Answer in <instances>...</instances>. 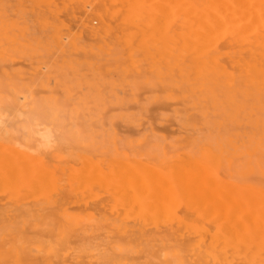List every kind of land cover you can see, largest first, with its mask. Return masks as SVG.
I'll return each mask as SVG.
<instances>
[{
    "label": "rangeland",
    "instance_id": "374dc122",
    "mask_svg": "<svg viewBox=\"0 0 264 264\" xmlns=\"http://www.w3.org/2000/svg\"><path fill=\"white\" fill-rule=\"evenodd\" d=\"M47 1L57 5L53 12L31 0H0V157L7 160L0 264H264V156H257L264 153V91L205 87L178 70L159 74L158 61L131 66L128 51L113 44L139 33L131 20L111 15L124 13L128 0ZM184 1L199 8L208 0L173 6ZM151 2L144 1L145 39L176 22H200L185 6L168 11L171 0L163 6L171 17L159 10L164 1L161 13ZM230 34L217 33L224 47ZM34 161L46 172L39 178ZM207 181L210 191L202 190ZM11 247L27 255L18 258Z\"/></svg>",
    "mask_w": 264,
    "mask_h": 264
},
{
    "label": "bare ground",
    "instance_id": "6f19581e",
    "mask_svg": "<svg viewBox=\"0 0 264 264\" xmlns=\"http://www.w3.org/2000/svg\"><path fill=\"white\" fill-rule=\"evenodd\" d=\"M33 5L37 8H40L41 12H53L54 9L57 7V5H54V2L51 4H49L50 2L47 0H31ZM62 2H64L65 0H61ZM112 1V0H111ZM116 1V0H113ZM121 1V0H120ZM126 1V0H125ZM144 1L147 0H128L126 3V8H124L125 12L124 13H117L115 14V12H113V14L111 15H115L116 17H118V19L120 20H131L134 24H132L134 26V28L136 29L135 34H138L137 39H130V38H126L124 40H116L114 41L115 43L113 44L114 47L116 49H118V51H124L127 50L128 51V62L131 64V66L135 67L137 64H139V62L141 61H147V62H153V65H157L155 61H158V64L160 66H156L154 70V72L162 74V72H167V71H172V70H178L181 73H184L187 77V79L190 81V79L192 80V77L195 78L196 82H199L202 84V86L205 87H210V86H214V85H225L227 88L230 87H238V88H242V87H250L252 86L255 90H259V91H264V0H208L207 2L201 3L199 4V8H197V6L184 1V5L181 4V6L179 5V3L176 2L178 7V10L180 11L181 7L185 8L186 11H188L187 13H193L197 12L198 15L200 17V22L192 25L191 24H186L183 22V25L178 22L174 23L173 25L167 27L164 26L165 29L164 31L160 32V34L157 37H151L148 39L143 38L144 33H146L145 31L142 30V15L144 12ZM149 1V0H148ZM153 1V0H150ZM157 1L156 3H152V5L156 4V10L158 6H161V2L164 5L161 6V8L159 9L160 11L163 10V12L167 11V7H165L166 9L164 10V7L166 2H168V0H155ZM174 1L176 0H171V4H172V8H171V4L168 2L166 4V6L170 5L168 7V11H170V9L172 11L170 12H176V8L177 6H173L175 3ZM107 2V1H106ZM124 1H122L123 3ZM119 2L117 1V4ZM121 3V2H120ZM121 3V6L124 7V5ZM128 3V4H127ZM160 3V4H159ZM108 4V3H107ZM159 4V5H158ZM110 4H108L109 6ZM112 5V3H111ZM119 5V4H118ZM87 6V5H86ZM107 6V7H108ZM155 7V6H154ZM110 7H108L109 9ZM120 8V7H119ZM122 8V7H121ZM120 8V9H121ZM159 8V7H158ZM163 8V9H162ZM180 8V9H179ZM155 10V12H156ZM157 11L159 13H161L160 11ZM184 10V9H183ZM167 11V12H168ZM120 12V11H119ZM122 12V11H121ZM156 12V13H157ZM170 12H168L167 14H169V17H171L172 15L170 14ZM178 12V11H177ZM182 12V9H181ZM185 12V10H184ZM93 15H97V10H93ZM158 13V14H159ZM166 13V12H165ZM164 13V18L166 19L168 16L167 14ZM179 13V12H178ZM103 14V13H102ZM173 13V17H174ZM183 15L186 13H182ZM171 15V16H170ZM188 15V14H187ZM157 16V15H156ZM160 16V14H159ZM159 16L158 19L155 18V20H159ZM189 16H192L191 14H189ZM189 16H187L189 18ZM155 17V15L153 16ZM172 17V18H173ZM198 17V18H199ZM170 18V19H172ZM107 19V18H106ZM115 19V18H114ZM154 19V18H153ZM162 19V17H161ZM165 19L163 21H165ZM190 19V18H189ZM194 19V20H193ZM192 20L195 21L196 18L194 17ZM155 20L153 22H155ZM167 20V19H166ZM65 21V20H64ZM67 21V20H66ZM119 21V20H117ZM160 21V20H159ZM158 21V23H159ZM169 21V20H168ZM191 21V20H190ZM196 22V21H195ZM113 23V22H112ZM157 23V22H156ZM155 23V24H156ZM161 24H163L162 22H160ZM159 23V24H160ZM178 23V24H177ZM127 24V23H126ZM154 24V23H153ZM160 24V25H161ZM113 25V24H112ZM167 25V24H166ZM155 26V25H154ZM150 27V26H149ZM167 27V28H166ZM146 30V27H144ZM224 28L226 30L230 31V35H231V39L227 40L226 37V41H224V43L226 42V44L228 45L227 47H224L222 45L221 42V38L217 37V33L218 31ZM119 29V28H118ZM163 30V29H162ZM223 30V29H222ZM155 31V30H154ZM158 32V29L157 31ZM224 32V30H223ZM222 32V33H223ZM155 33V32H154ZM153 33V35H154ZM143 34V35H141ZM157 34V33H156ZM134 35V34H133ZM220 34H218L219 36ZM63 38V37H62ZM61 38V39H62ZM64 39V38H63ZM65 40V39H64ZM69 40H73V39H69ZM58 43H60V40L57 41ZM71 45H73V42L70 41L69 42ZM220 45L222 46V48L220 47ZM121 49V50H119ZM223 49V50H222ZM109 51V50H107ZM108 54H110L108 52ZM152 56H158V58H152ZM161 61V62H160ZM152 63V62H151ZM150 64V63H149ZM37 126V125H36ZM39 132V131H38ZM40 135V134H39ZM48 135V134H47ZM46 136V135H45ZM42 138V137H41ZM48 138V137H47ZM45 141V139H44ZM47 141V140H46ZM46 143V142H45ZM41 144V143H40ZM36 145V144H35ZM1 148V147H0ZM4 151L9 148V147H4ZM32 149V148H31ZM10 150V148H9ZM14 150V149H13ZM12 149L9 151L11 153ZM32 151V150H31ZM249 154H252L253 152L249 151L247 149ZM8 152V150H7ZM8 152V153H9ZM5 153V152H4ZM9 153V154H10ZM13 153V152H12ZM11 153V154H12ZM16 153V152H15ZM211 154V153H210ZM26 158L27 156L30 159V156L27 154H23V156ZM8 156V155H7ZM22 156V155H21ZM180 156V155H179ZM178 156V157H179ZM214 156V155H213ZM212 156V157H213ZM258 157H263L264 153H258L257 154ZM12 157V156H11ZM13 157L14 156L13 154ZM23 157V158H24ZM32 157V156H31ZM181 157V156H180ZM211 157V156H210ZM1 158V157H0ZM184 157H182L183 159ZM2 159L4 160V158H1L0 160V170L2 169L3 162ZM13 159V158H12ZM20 159V158H19ZM16 158V161L19 160ZM22 159V158H21ZM36 159L32 157V160ZM212 159V158H211ZM210 159V160H211ZM23 160V159H22ZM21 160V162H22ZM26 161V159H24ZM23 160V162H25ZM39 160V159H36ZM7 161V160H4ZM15 161V162H16ZM31 161V159H30ZM173 161V160H172ZM184 161V159H183ZM186 161V160H185ZM258 161V159H257ZM22 162V163H23ZM37 165L35 166V171L34 170V166H33V170L32 172H35V174L31 173V175L39 176L40 177V173L42 174V170L43 168H37L36 166H38V162L34 161ZM33 162V163H34ZM83 162V161H82ZM136 162V161H135ZM174 162V161H173ZM182 162V161H180ZM20 162H18L19 164ZM34 163V164H35ZM90 163V162H89ZM88 163V164H89ZM176 163V162H175ZM173 164L174 166L176 164ZM187 163V162H186ZM195 163V162H193ZM2 164V165H1ZM7 164V163H6ZM17 163L15 165H18ZM21 164V163H20ZM30 164V163H29ZM87 164V163H86ZM136 164V163H135ZM138 164V163H137ZM181 164V163H179ZM189 164V163H188ZM187 164V166H188ZM191 164V163H190ZM28 165V164H27ZM40 165V164H39ZM83 165V163H82ZM117 165V164H116ZM122 165V164H121ZM140 165V164H139ZM182 165V164H181ZM184 165V163H183ZM194 166V164H191ZM196 165V164H195ZM8 166V165H7ZM10 166V165H9ZM22 165H20L21 167ZM123 166V165H122ZM125 166V165H124ZM144 166V165H143ZM178 166V165H177ZM186 166V164L184 165ZM197 166V165H196ZM194 166V167H196ZM4 167H6L4 165ZM32 167V166H31ZM42 167V166H41ZM94 167L91 165V168ZM99 167V166H98ZM97 167V169H98ZM181 167V166H180ZM179 167V168H180ZM190 167V166H189ZM188 167V170H189ZM198 167V166H197ZM202 167V166H201ZM200 166L199 168L202 169ZM206 167V166H205ZM15 168V167H14ZM82 168V167H81ZM79 166V169H81ZM115 168V167H114ZM132 168V165H131ZM148 170V167H146ZM145 168V170H146ZM176 168V167H175ZM175 168L172 169L171 173L173 174V172H175ZM187 168V167H185ZM10 169V168H9ZM29 169V168H28ZM28 169L26 168L25 171ZM38 169V171L36 170ZM41 171H40V170ZM45 169V168H44ZM95 169V168H94ZM96 169V170H97ZM100 169V168H99ZM116 169V168H115ZM182 169V167H181ZM194 169V168H193ZM198 169V168H197ZM196 169V171H197ZM204 169V167H203ZM202 169V170H203ZM206 169V168H205ZM4 170V169H2ZM14 170V169H13ZM19 170V167H18ZM21 170V169H20ZM19 170V171H20ZM31 170V168H30ZM46 170V169H45ZM49 170V169H48ZM83 170V169H82ZM88 171V169H86ZM91 170V169H90ZM118 170V168H117ZM129 170V169H128ZM133 170V168H132ZM136 170V169H135ZM140 171V169H138ZM150 170V168H149ZM180 170V169H179ZM184 172L185 169L183 168ZM192 170V169H191ZM23 170H21L22 172ZM39 173V175L36 174ZM53 171V170H51ZM126 170L124 169V172ZM137 171V170H136ZM136 171H133V173L135 172V176L139 175L138 173H136ZM187 171V170H186ZM200 170L197 171V173ZM206 170H204L205 172ZM83 172V171H82ZM91 172V171H90ZM94 172V171H93ZM115 172V170L113 171ZM142 172V171H141ZM181 172V171H180ZM189 172V171H187ZM203 172V171H201ZM201 172H199V174L201 175ZM2 173V172H1ZM8 173V172H7ZM17 173V172H16ZM24 172L23 174L20 173V175H22L23 177L21 178V180H19L20 182H22V179L25 180L24 178ZM44 174L46 172H43ZM56 173V172H55ZM89 173V172H88ZM87 173V174H88ZM131 173V172H130ZM157 173V172H156ZM155 173V171L153 172V176L157 175ZM179 173V172H177ZM210 173V171H209ZM43 174V175H44ZM48 174V173H47ZM50 174V173H49ZM97 174V173H96ZM94 173V175H96ZM99 174V173H98ZM112 174V172H111ZM180 174V173H179ZM178 174V175H179ZM182 174V173H181ZM191 174V173H190ZM194 174V172H193ZM205 174V173H203ZM13 174H11L12 176ZM19 175V174H18ZM64 175V174H63ZM93 175V176H94ZM120 175V174H119ZM123 175V174H121ZM127 175V174H126ZM143 175V174H142ZM140 174V176H142ZM146 175V174H145ZM144 175V176H145ZM165 175V174H164ZM176 175V176H178ZM186 175V173H185ZM192 175V174H191ZM196 175V174H195ZM208 175V172H207ZM1 176V175H0ZM29 176V175H28ZM26 176V178L28 177ZM42 176V175H41ZM45 176V175H44ZM48 176V175H47ZM58 176V175H57ZM67 176V175H66ZM90 176L92 177V174H90ZM98 176V175H96ZM101 178L103 177V175H100ZM105 176V173H104ZM108 176V174H107ZM131 176V175H129ZM139 176V177H140ZM150 176V175H149ZM158 176H160L158 174ZM158 176H156V179L158 178ZM166 180H169V178L173 177V175H170L169 177L167 175H165ZM176 176H174V183H175V179ZM182 176L184 177V175L182 174ZM180 176V177H182ZM213 177L211 174L208 175ZM3 177L6 178L5 175H3ZM30 177V176H29ZM28 177V178H29ZM37 177V178H39ZM43 177V176H42ZM41 179L39 180H42ZM59 177V176H58ZM69 177V176H68ZM74 178L77 177L73 176ZM90 177V178H91ZM95 177V176H94ZM92 177V178H94ZM118 177V176H116ZM121 177V176H120ZM128 177V175L126 176ZM133 177V176H132ZM137 177V178H139ZM146 177V176H145ZM164 177V176H163ZM168 177V179H167ZM198 177V176H197ZM44 178V177H43ZM51 178V177H50ZM60 178V177H59ZM100 178V179H101ZM113 178V177H112ZM124 178V177H123ZM134 178V177H133ZM148 178V177H147ZM153 178V177H152ZM155 178V177H154ZM160 178V177H159ZM171 178V179H173ZM178 178V177H177ZM187 178L190 179V176L188 175ZM194 179V175L193 177H191ZM208 179L206 174L203 175V177L201 176V181H204V179ZM216 177H214V179L212 180H216ZM4 179V178H3ZM2 179V180H3ZM9 179V178H7ZM6 179V180H7ZM11 179V178H10ZM31 180V177L29 178ZM46 179V178H45ZM81 179V178H80ZM89 179V178H88ZM117 179V178H116ZM115 179V181H116ZM121 179V178H120ZM142 179V178H139ZM139 179H136V183L137 180L140 181ZM144 179V178H143ZM198 179V178H197ZM196 179V180H197ZM200 179V176H199ZM23 180V183H24ZM28 180V179H27ZM53 180V179H52ZM94 180V179H93ZM114 180V179H113ZM148 180V179H147ZM155 180V179H154ZM159 180V179H158ZM178 180H180L178 178ZM195 180V181H196ZM209 180V179H208ZM18 181V182H19ZM33 182V180H31ZM30 181V182H31ZM38 181V179H37ZM36 181V182H37ZM45 181V180H42ZM49 181V180H48ZM63 181V180H62ZM97 181V180H96ZM102 181V180H101ZM114 181V183H118L120 182L119 180H117L116 182ZM145 181V180H143ZM141 181V182H143ZM153 181V180H151ZM160 181H163L162 179ZM163 181V182H165ZM182 181V180H181ZM180 181V183H181ZM191 180H187L185 178L184 182H187V184H185L186 186L188 185V183L191 185L192 181ZM217 181V185L218 187L222 186L220 185L222 183L221 181L219 184L218 179ZM9 182V181H8ZM17 184H23V183H18ZM31 182V183H32ZM39 182V181H38ZM80 182V181H79ZM89 182V181H88ZM95 182V181H94ZM105 182V181H104ZM111 182V181H110ZM123 182V180H122ZM121 182V183H122ZM172 182V181H171ZM170 183V185H173V182ZM198 182V180H197ZM200 182V181H199ZM204 182H201L202 184ZM224 182V181H223ZM227 182V181H226ZM229 182V181H228ZM3 183V181H2ZM5 183V182H4ZM10 183V182H9ZM29 183H26V185ZM35 183V182H34ZM52 183V182H51ZM120 183V184H121ZM136 183L134 182V184L136 185ZM168 183V181H167ZM194 183V182H193ZM206 183V182H205ZM204 183L203 187L206 186ZM207 183H209L207 181ZM214 184V182H212ZM230 183V182H229ZM1 184V182H0ZM7 184V183H6ZM5 184V185H6ZM15 184V183H14ZM39 184V183H38ZM36 184V185H38ZM41 184H43L41 182ZM79 184V183H77ZM101 184V183H100ZM109 184V183H108ZM123 184V183H122ZM145 184V182H144ZM143 184V185H144ZM159 184V181H158ZM162 184V182L160 183V185ZM164 184V183H163ZM162 184V185H163ZM183 183H181V186ZM196 184V183H195ZM194 184V185H195ZM199 184V183H198ZM213 184L211 185V189H214L216 186ZM225 184V182H224ZM2 185V184H1ZM4 185V186H5ZM11 185V183L9 184ZM113 185V183H111V186ZM130 185V184H129ZM132 185V184H131ZM133 185V186H135ZM167 185V184H166ZM176 185H180L179 183L176 182ZM3 186V187H4ZM7 186V185H6ZM31 186V185H30ZM34 186V184H33ZM66 186V185H65ZM78 186V185H77ZM80 186V184H79ZM102 186V185H101ZM116 186V185H114ZM123 186V185H122ZM120 186V187H122ZM141 186V185H140ZM164 186V185H163ZM224 186V185H223ZM240 186V185H238ZM2 187V188H3ZM12 187V185H11ZM14 187V186H13ZM35 187V188H34ZM32 187V189H36L37 186ZM40 186H38L37 188H39ZM76 187V186H75ZM82 187V186H80ZM87 187V186H85ZM100 187V185H99ZM105 187V186H104ZM108 187V186H107ZM113 187V186H112ZM129 187V186H127ZM147 187V185L145 186ZM162 187V186H161ZM191 186H187V188L190 190ZM202 187V186H201ZM207 187V186H206ZM235 187V185L233 186ZM6 188V187H5ZM84 188V187H83ZM179 188V187H178ZM209 188V189H208ZM232 188V187H231ZM8 189V188H7ZM66 189V188H65ZM86 190V188H84ZM88 189V188H87ZM106 189V188H105ZM137 190V188H135ZM201 189V188H200ZM205 189V190H204ZM228 189V188H227ZM250 188H248L249 190ZM37 190V189H36ZM107 190V189H106ZM113 190V189H112ZM122 190V188H120V191ZM125 190V189H124ZM123 190V191H124ZM129 190V189H128ZM141 190V189H140ZM145 190V189H144ZM157 190V189H156ZM160 190V188H159ZM174 190V189H173ZM178 190V189H177ZM182 190V189H180ZM202 190L210 191V183L209 186L207 188H203ZM219 190V189H218ZM225 190V189H224ZM247 190V189H246ZM251 190V189H250ZM139 191V190H138ZM138 191H135V195H137ZM200 191V190H198ZM212 191V190H211ZM43 192V191H42ZM159 192V191H157ZM185 192V190H184ZM33 193V192H32ZM35 193V192H34ZM44 193V192H43ZM122 193V192H121ZM162 193V192H161ZM164 193V192H163ZM162 193V194H163ZM116 194V193H115ZM126 194V192H125ZM124 194V195H125ZM128 194V193H127ZM118 195V194H117ZM123 195V193H122ZM158 195V194H157ZM162 195H160L161 197ZM160 199V198H159ZM49 201V200H48ZM106 201V200H105ZM97 211V210H96ZM50 250V251H49ZM47 250L49 253H52V251L54 252V249H50ZM10 253L17 256L18 258H22L25 257L24 255H27L26 251L23 250L22 248L19 247H11L9 249ZM56 251V250H55ZM50 264V263H48ZM52 264V263H51Z\"/></svg>",
    "mask_w": 264,
    "mask_h": 264
}]
</instances>
